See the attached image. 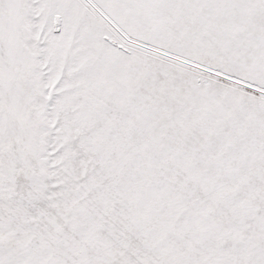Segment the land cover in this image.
Returning a JSON list of instances; mask_svg holds the SVG:
<instances>
[{"label":"snow or ice","instance_id":"obj_1","mask_svg":"<svg viewBox=\"0 0 264 264\" xmlns=\"http://www.w3.org/2000/svg\"><path fill=\"white\" fill-rule=\"evenodd\" d=\"M0 264H264V0H0Z\"/></svg>","mask_w":264,"mask_h":264}]
</instances>
